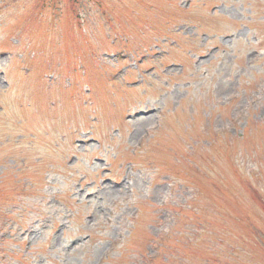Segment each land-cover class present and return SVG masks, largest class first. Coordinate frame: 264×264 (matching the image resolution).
I'll return each instance as SVG.
<instances>
[{
    "label": "rangeland",
    "instance_id": "374dc122",
    "mask_svg": "<svg viewBox=\"0 0 264 264\" xmlns=\"http://www.w3.org/2000/svg\"><path fill=\"white\" fill-rule=\"evenodd\" d=\"M0 264H264V0H0Z\"/></svg>",
    "mask_w": 264,
    "mask_h": 264
}]
</instances>
